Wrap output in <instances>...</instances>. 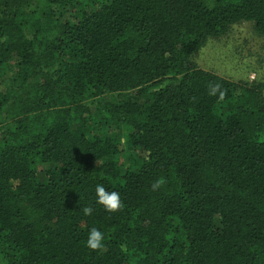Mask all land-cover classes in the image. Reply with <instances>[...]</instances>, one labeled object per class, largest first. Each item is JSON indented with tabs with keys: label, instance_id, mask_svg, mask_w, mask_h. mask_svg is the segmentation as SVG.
I'll use <instances>...</instances> for the list:
<instances>
[{
	"label": "trees",
	"instance_id": "1",
	"mask_svg": "<svg viewBox=\"0 0 264 264\" xmlns=\"http://www.w3.org/2000/svg\"><path fill=\"white\" fill-rule=\"evenodd\" d=\"M240 22L264 0H0V264H264V81L192 61Z\"/></svg>",
	"mask_w": 264,
	"mask_h": 264
},
{
	"label": "rangeland",
	"instance_id": "2",
	"mask_svg": "<svg viewBox=\"0 0 264 264\" xmlns=\"http://www.w3.org/2000/svg\"><path fill=\"white\" fill-rule=\"evenodd\" d=\"M198 69L233 83L264 81V36L251 22H240L228 32L209 39L192 58Z\"/></svg>",
	"mask_w": 264,
	"mask_h": 264
},
{
	"label": "clouds",
	"instance_id": "3",
	"mask_svg": "<svg viewBox=\"0 0 264 264\" xmlns=\"http://www.w3.org/2000/svg\"><path fill=\"white\" fill-rule=\"evenodd\" d=\"M217 86H213L209 90L210 95H216ZM223 98V93L220 94V99ZM162 184V181L157 180L152 184V189H158ZM95 203L98 206H102L105 211L109 213H115L122 208L121 196L116 191L106 190L103 184H97L95 187ZM93 207L88 206L82 209L84 216H91L93 214ZM105 236L104 233L97 227H92L87 233L85 244L87 248L92 251L100 250L104 247Z\"/></svg>",
	"mask_w": 264,
	"mask_h": 264
}]
</instances>
